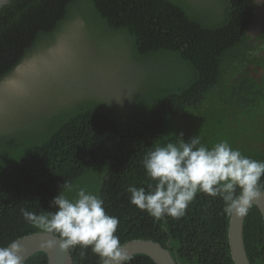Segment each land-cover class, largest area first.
Returning <instances> with one entry per match:
<instances>
[{
	"label": "trees",
	"instance_id": "obj_1",
	"mask_svg": "<svg viewBox=\"0 0 264 264\" xmlns=\"http://www.w3.org/2000/svg\"><path fill=\"white\" fill-rule=\"evenodd\" d=\"M256 7L264 0H10L0 9V84L32 59L23 107H1L0 247L41 232L20 209L56 211L50 202L68 181L118 217L121 245L150 240L176 264H233L220 198L198 193L183 217L156 220L127 188L154 184L143 160L167 134L175 143L199 135L209 148L226 140L264 162V12L261 33L249 34ZM243 238L249 263L264 264L255 206ZM81 251L70 250L73 264H99Z\"/></svg>",
	"mask_w": 264,
	"mask_h": 264
},
{
	"label": "clouds",
	"instance_id": "obj_2",
	"mask_svg": "<svg viewBox=\"0 0 264 264\" xmlns=\"http://www.w3.org/2000/svg\"><path fill=\"white\" fill-rule=\"evenodd\" d=\"M182 136L178 143L156 146L146 154L143 167L154 184L147 190L129 186L131 204L156 220L179 219L197 194L203 193L220 198L225 214L247 216L253 201L264 196V162L243 155L227 141L209 148L199 135L187 142ZM50 207L56 211L40 209L37 213L21 208L20 213L32 227L58 236L61 251L80 248L83 256L84 250L91 249L99 264H130L132 258L115 235L119 219L106 213L100 196L64 181ZM53 246L51 241L47 245ZM18 252L15 242L0 247V264H22Z\"/></svg>",
	"mask_w": 264,
	"mask_h": 264
},
{
	"label": "water",
	"instance_id": "obj_3",
	"mask_svg": "<svg viewBox=\"0 0 264 264\" xmlns=\"http://www.w3.org/2000/svg\"><path fill=\"white\" fill-rule=\"evenodd\" d=\"M9 2L10 0H0V9ZM263 12V9L259 7L253 10L252 13L257 19L258 26L249 30V34L253 32L254 34L261 33ZM252 206L258 209L264 222V196L254 200ZM244 219L245 217L241 218L235 215L229 218L228 247L233 264H250L243 239ZM58 240V236L38 232L23 236L14 242L18 246V255L21 257L22 263L30 256L42 252L46 255L47 264H73L71 252L61 251L59 249ZM50 241L54 242V246L51 248L47 247ZM122 249L130 257L143 255L150 258L155 264H176L167 248L150 240H132L122 244Z\"/></svg>",
	"mask_w": 264,
	"mask_h": 264
},
{
	"label": "rangeland",
	"instance_id": "obj_4",
	"mask_svg": "<svg viewBox=\"0 0 264 264\" xmlns=\"http://www.w3.org/2000/svg\"><path fill=\"white\" fill-rule=\"evenodd\" d=\"M260 1L261 0H257V3H260ZM59 47L62 49V46ZM65 48H68V45L66 43ZM59 54H61V52L55 53V55L57 56H59ZM31 60L32 59L29 58L24 59L20 66L16 70H14V72L0 84V114L2 113L3 115H5L3 112H6V110L4 109L6 107H9L10 103L13 106H16L14 108L15 111H19L23 107L22 105L18 104L19 102L25 100V94L28 92V90L25 89L28 81H25V76L27 77V75H29L31 72H28V69L31 67ZM55 67L56 65H54V68ZM43 75L44 73L41 76L44 77L45 75ZM34 76L35 77L30 78L32 81H34L35 79L39 80L40 78H42L40 76H37V73H34ZM1 107H3L4 109H2ZM245 136L246 134H242V137ZM168 142L175 143L169 134H167L161 146L166 145Z\"/></svg>",
	"mask_w": 264,
	"mask_h": 264
}]
</instances>
